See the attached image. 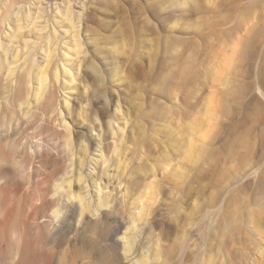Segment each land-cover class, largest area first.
I'll return each mask as SVG.
<instances>
[{"label":"rangeland","instance_id":"obj_1","mask_svg":"<svg viewBox=\"0 0 264 264\" xmlns=\"http://www.w3.org/2000/svg\"><path fill=\"white\" fill-rule=\"evenodd\" d=\"M0 135L12 192L54 167L79 192L96 136L148 202L147 264H264V0H0ZM116 224L63 231L38 264H125Z\"/></svg>","mask_w":264,"mask_h":264},{"label":"bare ground","instance_id":"obj_2","mask_svg":"<svg viewBox=\"0 0 264 264\" xmlns=\"http://www.w3.org/2000/svg\"><path fill=\"white\" fill-rule=\"evenodd\" d=\"M94 138L96 139V146L93 148L92 156L88 157L86 162L90 167L86 171V174L90 172L92 176L88 181L82 183L79 180L76 181L79 189H81L79 192L72 191L71 181L65 180L63 174L58 169H55V167L47 170L42 180L37 181L34 185H29V183L25 185H21L18 182L14 183L15 192H12L11 188L2 180L5 177L4 170H0V229L4 233H13L20 225V237L22 240L21 247H18L15 251L16 246L7 239V248L10 252H15L9 253L6 256L5 260L8 261V264H12L17 256H19V264H38L39 261H51L53 254L50 252L48 245L55 242L60 233L63 231L68 233L72 229L85 231L89 227L95 229L104 223L108 224L110 220L119 225H125V229L121 233L122 235L119 234L116 238L112 239L116 243V246L122 248V252L120 251V261L125 264H147L145 259L148 257H143L145 256L144 253L147 254V252H143L141 249L145 245V240L149 237L152 225L150 219H147L141 213L142 211L138 210L145 207L143 200L146 197L143 199L145 196L142 195L143 191L142 193L138 192L141 196L138 194L137 196L135 192L130 195L127 194L126 189H124V192L121 190L122 184L115 168L119 161L111 163V156L103 154L101 142L98 141L99 139L96 136ZM2 139L0 135V142ZM116 142L117 138L115 137H112L108 142L113 147V150L115 149ZM18 158L19 150L14 148L12 155L14 165L19 164ZM39 163L44 165L46 163L45 158L41 157ZM22 167L23 169L26 168L24 164L21 165ZM79 179L81 180V178ZM102 179L113 183L109 191L104 190V186L100 182ZM50 181H53L52 192L48 190ZM88 182L91 185L90 188L87 187ZM234 183V181H231V184H228L229 186L225 184L228 186L226 191L232 189L231 187ZM147 184H144V186ZM24 186L28 189V192L22 190ZM151 186L153 187V185ZM151 186L150 188H152ZM147 187L144 188L147 190ZM148 192L150 193V190ZM149 193L146 195L150 196ZM214 200L218 201L216 198ZM215 201L213 202L215 203ZM214 203L207 204L206 206H215ZM220 206L222 205L219 204L217 206L219 210ZM219 210H217V213ZM4 237L6 239V235ZM104 240L107 239L105 237L99 239L100 242ZM110 251L112 249L108 248L106 253L102 252L100 256H97L107 258L109 260L108 264H113L118 261L117 254ZM142 252L144 255L141 254ZM166 254L163 255L165 258H168ZM85 255H79L82 262H84L85 258H89ZM159 256L161 255H155L157 258ZM63 257L64 254L60 253L59 264L62 263Z\"/></svg>","mask_w":264,"mask_h":264}]
</instances>
